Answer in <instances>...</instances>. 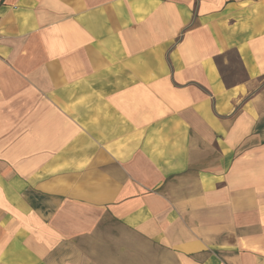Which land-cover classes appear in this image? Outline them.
<instances>
[{
	"label": "crops",
	"instance_id": "crops-1",
	"mask_svg": "<svg viewBox=\"0 0 264 264\" xmlns=\"http://www.w3.org/2000/svg\"><path fill=\"white\" fill-rule=\"evenodd\" d=\"M0 264H264V0H0Z\"/></svg>",
	"mask_w": 264,
	"mask_h": 264
}]
</instances>
